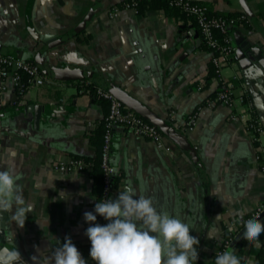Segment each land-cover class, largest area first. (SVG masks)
Returning <instances> with one entry per match:
<instances>
[{
  "label": "crops",
  "instance_id": "1",
  "mask_svg": "<svg viewBox=\"0 0 264 264\" xmlns=\"http://www.w3.org/2000/svg\"><path fill=\"white\" fill-rule=\"evenodd\" d=\"M127 1L0 0V53L33 63L44 79L21 95L0 91V170L19 177L32 206L23 228L12 212L0 213L3 248L16 246L22 264H54L55 250L70 237L95 264L85 235L92 225L84 220L97 202L91 175L58 172L53 163L96 154L87 133L109 111L100 89L145 121L168 126L159 129L161 147L112 127L109 165L118 185L109 199L127 188L188 223L200 241L196 264H214L224 228L234 229L226 249L234 248L241 264H255L264 233L259 245L236 236L264 201L257 160L264 161V0H193L213 15L246 19L229 35L235 50L218 76L210 74V51L191 19L158 2L137 12ZM220 80L231 84V105L217 98Z\"/></svg>",
  "mask_w": 264,
  "mask_h": 264
},
{
  "label": "clouds",
  "instance_id": "2",
  "mask_svg": "<svg viewBox=\"0 0 264 264\" xmlns=\"http://www.w3.org/2000/svg\"><path fill=\"white\" fill-rule=\"evenodd\" d=\"M18 179L10 169L0 170V213L12 212V221L23 228L32 206L26 204ZM136 196L126 188L114 200L98 199L95 214L84 213L85 222L92 225L85 231L91 242V260L95 264H196L200 241L190 234V225L178 216L157 211L151 198ZM97 214L108 223H97ZM244 229L242 238L259 245L264 233L259 217L245 221ZM14 237V233L8 237L9 242ZM53 259L54 264H88L70 237H65ZM0 264H22L16 246L0 248ZM214 264H241V258L234 248H228L215 256Z\"/></svg>",
  "mask_w": 264,
  "mask_h": 264
},
{
  "label": "built area",
  "instance_id": "3",
  "mask_svg": "<svg viewBox=\"0 0 264 264\" xmlns=\"http://www.w3.org/2000/svg\"><path fill=\"white\" fill-rule=\"evenodd\" d=\"M138 0H128L124 6L126 8L135 9ZM169 5L178 7L183 13L193 16L196 21L198 31L200 33L203 43L210 51V62L215 69V75H219L221 68L228 64L230 58L233 56L235 48L230 43V31H235L243 27L246 19L243 15L239 16H225L213 15L209 13L208 9L193 0H167ZM117 9L113 11L116 15ZM215 32L221 34L219 39ZM44 83L43 76L39 68L33 63L24 59L15 57L10 54L0 53V91H7L14 89L17 93L23 94L29 87L40 86ZM97 94L109 103V111L104 117L105 133L104 146L102 153V167L104 169V183L102 199H109L113 188L110 185V177L113 174L111 166L107 163L108 149L111 144V130L112 127L120 125L134 133L155 141L158 147H161L162 132L159 128L151 124L132 112L125 110L122 103L111 93L105 90H96ZM217 98L225 105H231L233 101V94L231 84L227 81L220 80ZM192 125L193 118L189 119L188 124ZM249 132L252 134L257 129L252 122L248 124ZM258 160L259 171L264 177V161ZM83 170V161L80 159H73L72 157L61 158L53 163V169L58 172H66L70 169ZM100 198V199H101ZM264 211V201L257 207L254 215L257 216ZM253 215V216H254ZM97 223L106 225L103 217L97 214ZM228 247V241L223 239L215 256L222 253ZM262 264H264V246L262 253Z\"/></svg>",
  "mask_w": 264,
  "mask_h": 264
},
{
  "label": "trees",
  "instance_id": "4",
  "mask_svg": "<svg viewBox=\"0 0 264 264\" xmlns=\"http://www.w3.org/2000/svg\"><path fill=\"white\" fill-rule=\"evenodd\" d=\"M151 2H158L159 5L164 7L170 15L176 14V15H179L183 18L191 19L194 22V24L196 25V21H195V18L193 16L186 15L178 7L169 5L167 0H138L136 2V5H135V10L137 12H140V11H142L144 5H148ZM231 32L232 31H230V34H231ZM215 33H216L217 37L219 39H221V34L218 32H215ZM210 74L215 75V69L211 63H210ZM78 88L79 89H81V88L86 89L87 88L90 90L91 93H94V91H95V88L93 86L85 87L82 84H78ZM19 95H21V94H19ZM104 133H105V122H104V119H102L97 123V125L93 129H91L87 133V138H88L89 143L92 144L96 148V154L93 157L71 155V157L73 159L82 160L83 161V170H87L89 172V174L91 175V178L93 180V193L96 197V200L101 198L102 192H103V183H104V175H105L104 169L102 167ZM109 151H110V146L108 149V159H107L108 164H109ZM110 185L112 188L117 187L118 178L116 176L111 175ZM223 239L227 240V241H229V243H231V241L234 239V234H232L229 230L224 228ZM263 246H264V244H263ZM262 253H263V248L260 251L259 255L257 256L255 264H262Z\"/></svg>",
  "mask_w": 264,
  "mask_h": 264
},
{
  "label": "water",
  "instance_id": "5",
  "mask_svg": "<svg viewBox=\"0 0 264 264\" xmlns=\"http://www.w3.org/2000/svg\"><path fill=\"white\" fill-rule=\"evenodd\" d=\"M68 36H69V35H68ZM65 37H66V36H65ZM235 38L239 39L238 36H235ZM61 41H62L61 39H58V40H57V43H59V42H61ZM36 109L38 110V108H36ZM153 121H154V120H153ZM154 122L157 124L156 126H157L159 129H161V130H163V131L168 130V126H167L165 123H163V122H161V121H159V120H156V121H154ZM168 133H170V135H172V137H174L175 139H177L179 142H183V139H181V138H177V137L175 136V134H173L172 132H169V131H168ZM183 143H184V142H183ZM184 144H185V143H184ZM263 216H264V211L258 215L259 219H261ZM244 231H245L244 228H243L242 230H240V231L238 232L236 238L242 236ZM0 234H1V233H0ZM3 243H4V239L0 237V248H3Z\"/></svg>",
  "mask_w": 264,
  "mask_h": 264
}]
</instances>
